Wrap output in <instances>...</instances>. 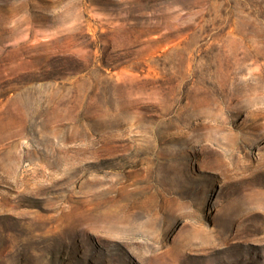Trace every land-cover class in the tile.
I'll list each match as a JSON object with an SVG mask.
<instances>
[{"label": "rangeland", "instance_id": "374dc122", "mask_svg": "<svg viewBox=\"0 0 264 264\" xmlns=\"http://www.w3.org/2000/svg\"><path fill=\"white\" fill-rule=\"evenodd\" d=\"M0 264H264V0H0Z\"/></svg>", "mask_w": 264, "mask_h": 264}]
</instances>
